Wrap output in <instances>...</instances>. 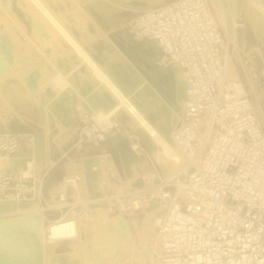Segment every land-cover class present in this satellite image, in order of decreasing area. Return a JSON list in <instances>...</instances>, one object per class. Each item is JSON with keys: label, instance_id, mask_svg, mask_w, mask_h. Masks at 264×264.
Returning a JSON list of instances; mask_svg holds the SVG:
<instances>
[{"label": "built area", "instance_id": "2783aa9c", "mask_svg": "<svg viewBox=\"0 0 264 264\" xmlns=\"http://www.w3.org/2000/svg\"><path fill=\"white\" fill-rule=\"evenodd\" d=\"M213 3L165 0L127 15L123 26L128 37L155 39L162 61L178 67L186 83L183 121L172 132L186 155L181 168L167 176L144 150L149 169L139 176L142 185L134 187L135 178H124L117 168L106 166L112 189H100L111 213L138 221L149 213L147 220L156 235L153 264H264V124L247 83L240 75H229L228 60L235 63V50ZM258 51L264 58V49ZM261 72L264 75V64ZM77 108L72 145L53 156L35 186L30 182L36 174L33 160L16 170L8 162L22 132L31 140L33 132L14 129L12 123L0 129V216L28 213L30 208L23 204L37 189L36 209L45 223L42 238L49 242L76 237L80 224L76 213L95 209V203L84 208L86 203L80 199L75 204L81 202V209L73 214L49 217V211L70 204L68 187L85 179L80 169L67 174L62 159L68 152H89L98 142L106 145L118 130L130 141L143 143L137 129L118 115H110L106 122L83 103ZM57 169L65 171L56 181L58 189L47 191ZM90 186L96 188L95 182Z\"/></svg>", "mask_w": 264, "mask_h": 264}, {"label": "bare ground", "instance_id": "6f19581e", "mask_svg": "<svg viewBox=\"0 0 264 264\" xmlns=\"http://www.w3.org/2000/svg\"><path fill=\"white\" fill-rule=\"evenodd\" d=\"M20 1L24 7L25 14L32 19L34 30L50 22L56 33H61L72 44V48L79 58L77 67L82 65L85 70L91 71L93 75L92 82L86 75L83 77H86L90 84H94L91 86L96 88H89V83L84 86L81 82L82 88L79 87L77 96L73 91L75 97H79L81 103L88 109H91L90 107L94 108V110H91L95 111L106 122L112 114L122 113L123 116L126 115L128 123L138 128L140 138L147 145L145 146L139 140L130 141L123 130H118L115 135H110V143L102 145L101 142H98V145L101 146L98 153L87 152L86 155H84L85 153L82 156L80 155V158H71L69 160L68 163L71 165L69 164L67 168V174L70 175L80 169L85 179L81 183H76V187L75 185L68 187L69 196L73 200L70 198L69 205L62 210H57L60 214L56 216L61 214L62 216L71 215L74 210L78 211L81 209L80 205L82 203H86L84 208H88L95 203V209L93 212H90V210H86L85 213L81 214L77 212L76 215L80 220L76 230L77 236L62 242H49L43 239L45 223L43 216L40 217L44 264H153L156 235L154 226L147 220L149 213L144 217L145 225L144 227L141 226L143 227L142 229L140 227L141 224L134 223L136 224L134 227L139 232V237L135 240L136 238L130 227V224L133 223H130L124 214L111 213L106 208L101 198L102 191L100 189L103 188L104 191L112 189L106 175V166L117 168L121 172L116 159L117 156L115 157L113 152L119 153V160L125 170L121 174L126 178H136L145 172L146 154L144 150L148 151L156 159L167 176L173 175L181 168L186 160V155L176 144L172 135L174 128L183 121L186 83L180 69L175 65L166 64L162 61L160 47L155 39L148 36H137V40L133 41L120 36L118 33H108L112 26L117 27L120 18L116 16V20L114 19L113 22L111 21V16H109L112 13L113 0H101V11L98 13L100 14L98 22L101 28L106 31L104 32L106 36L105 46L102 47L105 50L103 49L101 52V54L103 53L102 57L106 58L104 63H101L93 55L94 51L91 54L75 38L43 0ZM163 1L165 0H136L132 6L139 10L149 9ZM220 2L222 3L216 4L214 0L213 3L216 17L222 25L227 26L228 43L231 46L233 45L234 50H237L244 62L245 69L252 78L251 92L253 98L255 97L256 101H258L257 99L264 100V89L261 88L260 84H256L257 80L261 82L260 80L262 79L260 75L262 74L261 68L264 64V58L255 52L260 47L254 44L255 38H253L254 41L249 40L246 43V35H243L253 28L250 33L252 34V36L250 35L251 37H253L255 32L264 38V0H222ZM93 16L92 18H94ZM96 19L98 20L99 18ZM246 23H248L247 26H245ZM243 27H245L242 33L243 36L234 40V35L243 30ZM38 29L40 30V28ZM34 33L36 34V32ZM4 38L6 42L7 40L9 41L8 37L4 36ZM8 44L12 46L11 42ZM0 46L2 49H0V71L3 73L4 70H7V60L4 59L6 63L4 61L1 63L2 59L4 56L7 57L12 47L9 48L5 43ZM242 48L244 50H242L243 54L240 50ZM99 49L100 47L97 50ZM97 55L100 54L97 53ZM7 59L9 60L10 58ZM61 63L62 65L65 64L64 62ZM57 64L56 68L54 67L55 64L49 65L50 67L46 66V68L54 71L53 75H51L55 84L54 88L56 86L64 88L62 89L63 92L59 93V97L57 93L59 99L62 94H65V87L71 85L69 91H72L75 89L71 90V88L76 87V85L72 86L75 82L74 77L70 78L69 73L63 72L64 69L62 70V68H65L63 67L65 65L61 66L58 64L60 67ZM228 66L231 77L240 75L231 59L228 60ZM37 71L40 72L38 69ZM70 71H73V69ZM74 71L76 70L74 69ZM35 72L33 73L35 74ZM44 73H46V76L50 74L46 70ZM30 76L23 83V88L29 92V94L24 93V98L16 97L15 99H10V93L15 94L16 90L9 91V83L3 82V91H5L6 95L2 99L0 98V129L9 127L8 114L12 115V117L14 116V120L20 122L32 119L38 121L41 127L38 133H33V140L26 135V132H22L21 142L17 151L8 160L12 170L22 167L29 160H33L36 174L35 179L30 182L35 186V180L41 176L42 168L51 163L53 155L61 149V144L58 141L59 133L64 127L72 123L76 115L77 117L79 116V111L77 105H75L76 101L74 102V94L72 92L73 96L66 91L69 95L66 94L61 103L56 100L60 104L52 103L55 97L51 100L53 96L50 93L54 92V89L51 92L49 91V93L41 92V83L44 81L41 75ZM75 78H77L76 80L79 79L76 75ZM75 100L77 99L75 98ZM262 106H264V103ZM12 107L15 108L16 112L11 111ZM262 109L260 110L261 113ZM90 180L97 184L96 188L90 186ZM47 188L57 190V182L48 181ZM39 197L40 193L35 189L30 199L24 203L30 209L27 211L28 213L25 212L22 215H39L36 209L38 208ZM80 199L82 203L75 204ZM3 218H7V216H0V219Z\"/></svg>", "mask_w": 264, "mask_h": 264}, {"label": "rangeland", "instance_id": "374dc122", "mask_svg": "<svg viewBox=\"0 0 264 264\" xmlns=\"http://www.w3.org/2000/svg\"><path fill=\"white\" fill-rule=\"evenodd\" d=\"M43 1H44V3H46L48 8L53 12V14L62 22V24L65 25L69 29V31L75 36V38L79 42H81L87 48V50H89V52L91 54H93V51H94L95 53L93 55L95 57H97L98 60L101 61V63H104L106 58L102 57L103 53L101 54V52L104 49L102 47L105 46L106 36H105L104 32H106V31H104V29L101 28V25L98 22L100 20V14H98V13H100L99 11H101V5H102L103 0L102 1L96 0V2H95V0H43ZM134 1H136V0H113L112 13L109 16H111V21H113V22H114V19L116 16H117V18H118V16L120 18H119V23L116 27L117 29L112 26L110 28L111 32L108 31L109 34L110 33H114V34L118 33L120 36H123L129 40H133V41L137 40V38L128 37V35L125 34L124 29H123L124 22H126L127 15L132 14V13L134 14V13L139 11V9H135L132 6ZM218 1L215 0L216 4L222 3V2H220L222 0H220L219 3H218ZM10 4H11V6H10ZM88 8H89V10H87ZM96 8H98L97 9L98 11L96 10ZM90 13H92V14H90ZM94 13H95V15H94ZM96 14H97V16H96ZM92 16L94 18L96 17L99 19L97 20L95 18V20H94V18H92ZM29 17L30 16L25 14L24 7H23L20 0H11V3H10V0H0V45L5 43L6 46L8 45L9 48L12 47L10 49L12 51V53H11V51L9 52V54L11 53L12 55L8 54L7 57L4 56V58L2 59V62H1V63H3V61H4V63H6L5 60H7V64H6L7 70H4L3 73L0 71L1 72L0 73V98L2 99L5 97L4 95H6L5 91H3L4 90L3 89V82L9 83V85H10V88H8L9 91L16 90L15 94L10 93V97H11L10 99H15L16 97L24 98L23 97L24 93L29 94V92H27L28 90L25 91V89L23 88L24 87L23 83H25L26 79H28L31 74H32L31 76L41 75V78H43L44 81L41 83V89H40L41 92H46V93L48 92L49 93V91L51 92V90L53 91V89H54V92L50 93L51 96H53L51 100H53V98L55 97L54 101L52 103H59V102L61 103L62 102L61 100H63L64 96L67 93L71 94V92H72V94H74V92H75V94L77 96L79 87L82 88V86L80 85L81 82L84 84V86H86L89 83V85H90L89 88H91L92 87L91 85L93 83L90 84V82H92L93 75H92L91 71H88V69L85 70V68L82 65H79L77 67V65L79 63L78 62L79 58H78L76 52H74V50L72 48V44L70 43V41L67 40L66 37L63 36L61 33L60 34H59V32L56 33V31L54 30L55 28L53 29V26L50 22H47L46 25H44L42 27H37L34 30V24L32 22L31 17L30 18ZM96 21H97V23H95ZM115 23H114V25H115ZM247 25H248V23H246L245 26H247ZM38 28H40V30ZM51 29H52V31H51ZM111 29L112 30L114 29L113 32ZM252 29L248 30V32L246 34L245 33L243 34L246 36L248 35L247 37L245 36V38H247L246 43L249 40L254 41L253 38H255L254 44L257 46H260V47H258V49L259 48L264 49V38L260 35H257L255 32L253 33V37H251L252 34H250V33L252 32ZM244 30H245V27H243L242 31L244 32ZM34 32H36V34ZM54 34H56V35H54ZM254 35H255V37H254ZM4 36H6V38L8 37L7 39H9V41L7 40V42H6V39L5 38L3 39ZM249 37H251V38H249ZM10 42H11L12 46L11 45L9 46L8 43H10ZM103 43H104V45H103ZM97 47L98 48L100 47L101 51H100V49L97 50L98 49ZM231 47H233V45ZM258 49L255 52L258 53V55H261V53H259ZM1 50H0V52H1ZM240 50L243 54V51H244L243 48ZM235 52H236L235 53V65L239 71L240 76L244 79V81L246 83L248 82L247 85H248L250 91H252V85H251L252 78H251L250 74H248V71L245 69L246 67H244L245 66L244 62L241 59V57L239 56V53L237 52L236 49H235ZM97 53H99L101 56L97 55ZM67 57H68V59H67ZM106 57H107V55H106ZM7 58H10V59L8 60ZM102 58H103V60H102ZM54 60H55V62L56 61L57 62L55 63ZM48 62L51 64H49ZM61 62H64L65 64H63V65H65V66H63ZM71 62H72V65H71ZM57 63L67 69V71H66L65 68H62V70L64 69L63 72L65 71V73H69L70 78L74 77L73 79L75 80V82L73 81L74 84L71 83V84H73L72 86L76 85V87H78V88H76L74 86V88H71V90L75 89L76 91L75 90L69 91L70 90L69 87H71V85L65 87V89H66V90H64L65 94H62L63 96L61 95V97L59 99H58L59 93L64 88H62V87L60 88V86H58V87L56 86L54 88L55 84H54L53 79L51 78L52 77L51 75H53L54 71L46 68V66L48 67L49 65H54V64H55L54 67L56 68ZM60 65H58V66H60ZM72 66H75L76 68L72 67ZM37 69L40 70V72H38ZM72 69H73V71L75 69L76 71H74V72L78 73L79 75L75 74L73 71H70ZM45 70L48 73H50L48 76H46V73H44ZM33 72H35V74ZM36 73H40V74L36 75ZM75 75H76V77L79 78L78 80L80 83L77 82L78 80H76L77 78H75ZM85 75L89 80H91L90 82L86 77L85 78L83 77ZM261 75H260V77H262V79L260 80L261 82H258V80H257L256 84L257 85L260 84L261 88L264 89V75L263 74H261ZM75 83H77V84H75ZM84 86H83V88H84ZM93 88H96V87H92V89ZM66 91H67V93H66ZM57 93H58V97H57ZM69 94H67V95H69ZM75 94H74V96L73 95L72 96L74 97V102L76 101L75 105H77V104L81 103V101H80L81 99L79 97H75ZM252 96H253V94H252ZM56 97H57V99H56ZM84 97H85V95H84ZM75 98L77 100H75ZM1 99H0V101H1ZM56 100H58L59 102ZM257 100L258 101H256V98H255L254 101L257 105V109L259 108L258 113H259L261 120L263 122L264 121V113H263L264 112V106H262V105L264 103V100H262V99L261 100L257 99ZM262 107H263V109H262ZM12 108L13 109H11V111L16 112L15 108L14 107H12ZM90 108L94 110V108H92V107H90ZM261 109H262V113L260 111ZM116 115H118L121 118V120L125 124H127L128 120H126V119L128 117H126V115L123 116L122 113H116ZM8 116H9L8 117L9 125L12 123L11 125L14 129L23 130V131L29 130V131H32L33 133L39 132V129L41 126L39 125L38 121H36L35 119L25 120V122H20L18 120H14V116L12 117V115L10 116V114H8ZM74 118L75 119L72 120V123L70 122L71 124H69L67 127H64L61 130V133H59L58 141L61 144V149L53 155V156H55V158L57 156H60L62 154V152L67 151L73 143L72 138H73V133H74V125H75V122L78 118L77 115ZM15 122H16V124H17V122H19L22 125L16 126V124H14ZM263 124H264V122H263ZM71 126H72V128H71ZM133 127H135V126L133 125ZM136 129L138 130V128H136ZM138 132H139V130H138ZM116 133H118V131L112 132L111 134L115 135ZM138 134L140 135V132ZM144 142L145 141L143 140V143ZM144 145L147 146L146 143H144ZM100 147L101 146H99V145L95 146L91 151H89V153H91V152L98 153V150L100 149ZM87 152L88 151L85 149L78 151V152L76 151V149H73V150H70L68 152V154L62 160L64 163L67 162V168H68L69 164H70V163H68L69 159L80 158L84 153H85L84 155H86ZM106 152L108 153V151H106ZM113 153L115 154L114 155L115 157L117 156L116 159H117V162L119 163V168L123 174L125 170H124V167H122L123 165H122L121 161L119 160V155H118L119 153L118 152H113ZM109 157H111V156L109 155ZM146 159H147V157L145 158V167H144L145 172L144 173H146L149 169L148 168V162ZM153 159L156 160L154 157H153ZM160 168H161V172L164 174L161 166H160ZM91 182H93V181H91ZM71 200H73V199L71 198ZM125 217L127 219H129L130 223H133V224H130V227H131V231H132L133 235L136 238L135 240H137L139 237V234H138L139 232H137V228L134 227V226H136V224H134V223L141 224L140 227L141 226L144 227L145 221L144 220L138 221L136 218L129 217L126 215H125ZM143 227H141V229Z\"/></svg>", "mask_w": 264, "mask_h": 264}, {"label": "water", "instance_id": "95a60500", "mask_svg": "<svg viewBox=\"0 0 264 264\" xmlns=\"http://www.w3.org/2000/svg\"><path fill=\"white\" fill-rule=\"evenodd\" d=\"M242 33V30L240 33L238 32V39L242 37ZM64 173L65 171L62 169L55 170L49 181L62 179ZM142 184L141 177H136L132 182L134 187H139ZM46 196H49L48 192H46ZM49 213L50 218L61 216H56L60 214L57 210L49 211ZM0 264H44L43 241L38 214L17 215L0 219Z\"/></svg>", "mask_w": 264, "mask_h": 264}, {"label": "crops", "instance_id": "0c3cea01", "mask_svg": "<svg viewBox=\"0 0 264 264\" xmlns=\"http://www.w3.org/2000/svg\"><path fill=\"white\" fill-rule=\"evenodd\" d=\"M18 124H20L19 122H17ZM22 125V124H21Z\"/></svg>", "mask_w": 264, "mask_h": 264}]
</instances>
